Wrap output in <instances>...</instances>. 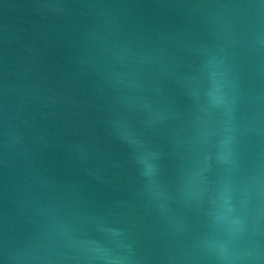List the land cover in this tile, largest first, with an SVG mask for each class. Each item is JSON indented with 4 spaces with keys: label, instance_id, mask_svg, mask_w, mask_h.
<instances>
[{
    "label": "water",
    "instance_id": "1",
    "mask_svg": "<svg viewBox=\"0 0 264 264\" xmlns=\"http://www.w3.org/2000/svg\"><path fill=\"white\" fill-rule=\"evenodd\" d=\"M0 264H264V0H0Z\"/></svg>",
    "mask_w": 264,
    "mask_h": 264
}]
</instances>
